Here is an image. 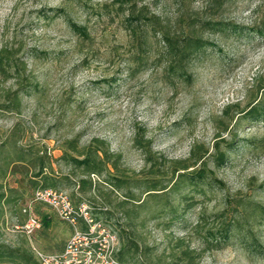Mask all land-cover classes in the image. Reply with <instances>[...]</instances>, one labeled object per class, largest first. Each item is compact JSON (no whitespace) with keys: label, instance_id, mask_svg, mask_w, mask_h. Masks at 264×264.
Segmentation results:
<instances>
[{"label":"rangeland","instance_id":"374dc122","mask_svg":"<svg viewBox=\"0 0 264 264\" xmlns=\"http://www.w3.org/2000/svg\"><path fill=\"white\" fill-rule=\"evenodd\" d=\"M136 2L155 13L170 32L181 35L194 26L214 43L189 61L190 80L169 75L157 36L149 26L147 51L135 48L124 14L112 0H0V48L14 51L25 62L26 74L36 82L22 95L19 112L0 110V141L8 140L10 148L14 144L42 150L54 173L62 175L70 171L60 158L65 141L78 136L81 146L99 137L112 151L121 153V166L132 183L150 168L134 145L136 132L143 131L152 151L163 156L157 166L165 173L164 183H168L171 162L188 157L194 144L202 145L208 149V168L223 181L222 188L206 181L150 197L143 186L130 183L135 199L146 200L142 209L135 208L137 216L130 225L114 206L124 199L126 188L102 184L111 192V204L95 197L96 192H88L87 197L112 211L110 222L117 232L120 225L127 229L138 243L141 261L157 264L161 256L158 264H169L167 253L182 238L200 253L194 264H264V255L252 249L242 235L250 227L251 236L264 245V214L253 212L251 204L245 209L242 205L236 208L234 202L228 204V200L240 199L264 205V121L241 118L233 124L223 113L228 105L244 107L264 83V37L231 29L212 32L197 28L200 19L208 18L247 27L260 25L264 0H227L220 9L212 0ZM66 16L85 25L89 36L73 32ZM0 79L4 78L0 75ZM4 87L14 88L15 84L12 79L0 80V95ZM235 109L232 107V114ZM220 121L230 123L229 133L221 131ZM232 135L236 141L226 149L227 161L215 166L216 147L224 149ZM15 165L17 170L8 172L5 180L17 187L12 193L17 198L5 206L0 217V241L58 250L72 228L47 205L33 204L40 227L30 237L19 228V209L31 199L33 189L30 174L24 175L20 164ZM108 168L113 171L110 165ZM91 179L102 181L103 176L92 174ZM180 194L193 195L194 204L167 223V209L172 205L181 210L184 205ZM137 203L128 202L126 207L133 209ZM42 213L50 216L48 227L42 226ZM230 219L238 220L243 231L232 234L219 248L205 247L195 227L200 224L203 233Z\"/></svg>","mask_w":264,"mask_h":264},{"label":"trees","instance_id":"16d2710c","mask_svg":"<svg viewBox=\"0 0 264 264\" xmlns=\"http://www.w3.org/2000/svg\"><path fill=\"white\" fill-rule=\"evenodd\" d=\"M112 1L117 4L118 9L124 14V24L135 48L141 51V53L147 51L148 42L145 35L147 26H149L157 36L156 41L162 49L165 68L169 75L179 79L190 80L191 73L187 70L189 61L206 45H213L214 43L205 39L201 33L196 31L197 29L194 26H191L188 32L181 35L170 32L162 25L160 18L155 13L150 12L146 6L142 5L138 7L136 0ZM226 1L212 0V3L215 8L220 9ZM65 20L73 32L83 37L89 36L85 25L78 24L69 16H66ZM197 28L200 31L203 29L212 32L231 29L239 34L244 33L251 36L256 34L257 36L264 37V19H262L260 25L253 27L237 25L232 21L210 18L200 19L197 22ZM0 75L4 78L0 80L6 81L12 79L15 84L14 88H3L0 95V110L19 112L22 105V95L28 92V89L35 85L36 82H33L29 75L26 74L25 62L20 57H16L15 52L7 47L0 48ZM234 106H236V109L234 110L235 113L232 114V107ZM234 106L228 105L223 110L225 116H228L229 122L234 120L233 124H235L241 118L253 122L264 121V83L259 84L256 93L252 95L244 107L238 108V105ZM234 114L237 115L236 119L233 117ZM229 122L220 121L223 124L221 127L222 132H230ZM78 141V136L65 141L60 158L70 166V171L62 175L54 173L47 153L42 150H32L14 144L10 148L9 143H7L8 140L0 141V217L5 212V206L17 198L12 196L13 192H17V187L9 185L5 180V175L8 172L14 173L17 170V165L15 164H20L18 165L22 167L20 171L24 175L30 174L28 181L33 189V193L37 189L53 188L66 191L64 188H67L70 190L67 193L74 205L79 206L84 203L90 207L89 212L91 216L96 221H100L103 225L110 227L117 234L119 246L116 256L122 264H150L138 259V243L129 237V232L125 227L120 225L117 232L115 225L110 222V214H112V211L107 209L103 202L95 203L87 197L88 192H96L95 197H99L104 202L111 204V192L105 191L102 184L106 182L116 189L126 188L124 199L117 202L114 206L124 213V216L128 219L127 225H130L132 217L137 216L138 211L135 208L142 209L145 206L146 200L144 198L135 199V195L129 189L132 179L128 177L129 175H126V168L121 166V153L112 151L108 143L99 137H93L88 143L81 146H79ZM235 141L236 136L232 135L230 140L225 144L224 149H220L218 146L216 147V151L214 152L215 156L212 157L215 166L225 164L227 161L226 149L233 147ZM134 145L143 152L145 161L150 165L147 173L135 179L133 181L134 183H132L143 186L145 195H149L150 197L161 196L166 191H179L185 186H197L199 183L206 181L218 187H224L223 181L215 176L212 169L208 168V156H206L208 149L202 145L194 144L189 151L188 157L171 162L168 183L163 182V175L165 173L160 171L157 166L161 162L159 158H163V156H156L151 149V141L144 138L143 131L141 133L136 132ZM109 165L113 169L112 172L108 168ZM92 174L102 175V181H93L91 179ZM20 180H24V178L22 177ZM178 198L184 205L181 210L172 205L167 209V212L170 213L167 223H171L174 218L180 216L194 204L192 199L193 195L180 194ZM134 200H137L138 205H134L133 209L127 208L126 204ZM231 202L236 204V208L242 205L244 209L246 204H251L253 212L258 211L264 214V205L259 203H251L249 200L241 201L240 199L228 200V204H231ZM36 203L43 204L41 202ZM25 205L19 209L21 216L19 225H23L27 221V213L23 212ZM35 210L38 212L37 207ZM161 210L163 211V209ZM222 212L225 214L224 211ZM41 215L42 226L48 227L50 225V216L46 213H42ZM62 221L68 223L65 220ZM195 228L200 232L199 234L203 244L207 248H219L232 234H239L243 231L240 222L234 219L228 221L223 220L216 227L208 228L203 233L201 232L203 228L200 224ZM251 233V228L249 227L246 228L242 235L248 238V245L252 249L264 255V245L255 237L251 236ZM64 243L58 250H41L45 252H58L62 250ZM199 255L200 253L190 247L189 244H186L182 238L178 239L167 253L169 264H194ZM161 261V256H158L156 259L157 264L161 263ZM0 264L40 263L37 261L32 248L25 242L10 245L0 241Z\"/></svg>","mask_w":264,"mask_h":264},{"label":"built area","instance_id":"2783aa9c","mask_svg":"<svg viewBox=\"0 0 264 264\" xmlns=\"http://www.w3.org/2000/svg\"><path fill=\"white\" fill-rule=\"evenodd\" d=\"M36 202L47 205L72 228L61 251L45 252L32 245L40 264H122L116 256L119 246L117 234L110 227L96 221L86 204L74 205L66 191L53 188L34 191L23 208V212L27 213V221L19 225L25 235L30 236L40 227L39 219L32 210Z\"/></svg>","mask_w":264,"mask_h":264}]
</instances>
